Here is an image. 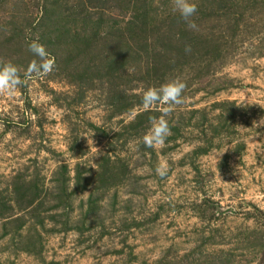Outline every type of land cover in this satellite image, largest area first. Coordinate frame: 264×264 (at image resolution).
<instances>
[{
	"label": "rangeland",
	"instance_id": "obj_1",
	"mask_svg": "<svg viewBox=\"0 0 264 264\" xmlns=\"http://www.w3.org/2000/svg\"><path fill=\"white\" fill-rule=\"evenodd\" d=\"M223 1L190 0L193 30L172 0H148L153 21L133 41L124 0H0V67L24 80L0 94V264L258 263L264 0ZM36 39L55 68L25 78ZM177 79L171 135L145 147L164 106L144 109L143 92Z\"/></svg>",
	"mask_w": 264,
	"mask_h": 264
},
{
	"label": "clouds",
	"instance_id": "obj_2",
	"mask_svg": "<svg viewBox=\"0 0 264 264\" xmlns=\"http://www.w3.org/2000/svg\"><path fill=\"white\" fill-rule=\"evenodd\" d=\"M172 6L173 10L179 14L180 18L190 29L194 30L197 28L195 21L192 19L197 13V6L194 3H191L190 0H172ZM28 51L38 59H33L29 63L24 72L25 78H31L33 75H48L54 70V59L49 58V53L45 46L39 43L38 39L32 40L28 44ZM185 52H191L190 45L185 46ZM23 83L24 80L21 78V73L15 65L7 63L0 67V94L11 96L17 92ZM186 87L185 82L177 79L165 83L159 88L149 87L143 92L142 105L144 109H151L156 104L164 106L162 108L163 114L158 119L152 118L150 131L142 138L145 147L162 148L165 145L168 136L171 135V129L165 117L171 114L175 106L184 102L183 92ZM218 163L219 160L217 161ZM168 170L169 166L167 162L163 161L156 168V173L161 178H164L167 176Z\"/></svg>",
	"mask_w": 264,
	"mask_h": 264
},
{
	"label": "trees",
	"instance_id": "obj_3",
	"mask_svg": "<svg viewBox=\"0 0 264 264\" xmlns=\"http://www.w3.org/2000/svg\"><path fill=\"white\" fill-rule=\"evenodd\" d=\"M98 1H99V3H101V1H105V0H98ZM120 1L122 2V0H120ZM124 1L126 2L125 3V7L123 9L124 12H122L124 14L121 15V16H124L125 14H127V15L129 14V20H127L128 21L127 25L124 28H126L127 33L129 34L130 40L134 41L135 38L136 39L139 38L140 40H144V36L143 35H144V33H146L148 31V27L151 25V22L153 21L152 12L150 10L149 11L147 10V6L150 4V2H148V0H124ZM220 1L222 3L224 2L223 0H220ZM97 7H99L100 9L103 8L99 4H97ZM228 9L229 8L223 6L222 9L219 10V11L221 12L223 10H228ZM170 26H172V23H171ZM140 52L144 53L146 55V58H148L151 61V64L149 62L150 70L153 73H158V72L160 73V65H159L160 63H159V60H156V58L160 54L157 53V52H154V50H152V54L149 56L150 57L149 58L148 55L146 54L147 51L144 50L143 48L141 49V51L135 50L134 54H136L137 56L141 57L140 54H138ZM134 59L135 60L137 59L136 56L134 57ZM160 59H161V57H160ZM112 62H113L112 65L116 64V66L118 68H115L114 66H112V68L110 70H116V69L119 70V69H121L122 66L119 63H122V61L115 63L114 60H112ZM117 64H119L120 67ZM109 66H111V64H109ZM100 168L103 171V166H101ZM79 175H80V173L76 175V187H78V189H80V190H83L86 186H82V185L79 184V180H78L79 179ZM102 183H105V182L101 181V184ZM15 193H17V191ZM17 197L19 199L21 198L18 195H17ZM18 203H19L18 204V208L22 209L21 208V203H23V201L21 202V200H20V201H18ZM32 203H34V200H32V199L27 200L25 202V207L24 208L29 207ZM0 205L2 207H4L5 202L4 201H0ZM32 212H33V210H31V213ZM0 217H4L3 213H0ZM257 264H264V252H262L261 258L259 259Z\"/></svg>",
	"mask_w": 264,
	"mask_h": 264
}]
</instances>
